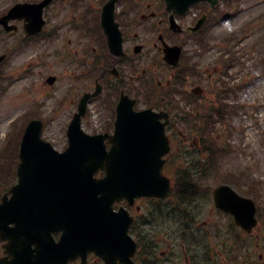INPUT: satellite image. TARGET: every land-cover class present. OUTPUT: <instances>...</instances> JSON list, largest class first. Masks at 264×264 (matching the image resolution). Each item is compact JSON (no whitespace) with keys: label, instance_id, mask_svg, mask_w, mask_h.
<instances>
[{"label":"flooded vegetation","instance_id":"obj_1","mask_svg":"<svg viewBox=\"0 0 264 264\" xmlns=\"http://www.w3.org/2000/svg\"><path fill=\"white\" fill-rule=\"evenodd\" d=\"M26 1L35 2L36 0ZM146 3L144 0H121L118 3L117 21L121 28L123 47L126 51V55L122 57L111 54L108 39L100 19L101 0H96V5H94L95 3L92 4L91 0H52L44 9L45 24L43 29L32 35H28L25 31L24 20H12L11 23L17 26V30L9 33V48L14 50L21 42V46L24 45L23 51L29 50L30 53L35 51L27 57V60H29L28 66L44 68L47 66L48 59L56 60L63 56L70 58L74 71L67 75L75 76L78 74L83 82H87L84 92L90 89V84L91 92L100 84L103 88V94L100 96H106L104 100L108 101L110 106L114 103L116 106L119 96L122 93H126L137 100L135 109L139 111L141 110L139 101L144 96V86L150 87L153 82H156L157 86L160 87L163 83L159 79L163 68L153 66L145 69L142 59V53L148 48L157 53L159 58L161 57L159 52H161L162 48L159 40L163 39L171 45H181L183 47L182 57L186 61L188 60L186 81L192 83L193 80H196L199 82L202 78L198 70H195L194 73L191 72L196 63H193L194 55L190 51L189 45H185V40L183 39V37H191V31L178 34L172 32L168 29L167 15L163 7L157 2ZM91 10H94L97 16V24L91 19ZM189 17V14H187L178 18V20L185 27L194 26L197 17H192L191 20H189ZM145 24L149 25L144 27ZM205 28L206 26H203L197 35L203 33ZM158 29L161 32L155 39L153 36ZM145 38L147 40H144ZM139 45L144 48L140 54H136L135 48ZM173 75L176 74L173 73ZM170 85L171 82L169 81ZM155 90L157 91L151 93V96H164L162 89L157 88ZM104 92L108 93L109 96ZM161 99L163 100L164 98L161 97ZM155 110H164L169 113L168 127L172 128L175 119L173 112L165 108H156ZM115 119L116 109L110 108L109 113L101 120L102 124L99 131L113 133ZM94 132V123L92 122L91 133ZM107 145H111L109 141H107ZM175 226L176 224L171 221L163 223L162 228L156 233L157 236L152 239L153 244H169L172 239H168L164 235L168 232H175ZM190 233L194 239H204L205 241L208 230L206 227H196ZM54 238L58 240L59 236L55 235ZM16 240L15 236H3L0 234V264H63L62 260L61 262H58V260L48 262L46 253L42 254L36 251L39 249L37 245L29 247L30 250L35 252H15L16 247L12 245L13 243L15 244ZM17 249L23 250L22 245H19ZM170 251V246H168L167 253L158 250V253H154V255L156 257L165 256ZM184 254L185 261L180 264H185V262L186 264H198V261L199 264H206L203 249L198 251V261L190 260L185 251ZM171 263L179 264L174 261H171ZM70 264L103 263L92 260L91 255H88L84 262L82 257H78L71 261Z\"/></svg>","mask_w":264,"mask_h":264},{"label":"water","instance_id":"obj_2","mask_svg":"<svg viewBox=\"0 0 264 264\" xmlns=\"http://www.w3.org/2000/svg\"><path fill=\"white\" fill-rule=\"evenodd\" d=\"M6 19L7 17L2 18L0 22L6 23ZM110 34L114 39L112 31ZM87 98L88 96L84 98L83 105ZM41 128L40 121H33L23 136L20 182L12 189L16 205L20 208L27 204V197L33 198L35 200L31 212L42 214L43 207L38 199L44 197L52 182L62 184L61 195L65 201L86 213L91 212V229L97 235L93 237L99 251L109 261L121 258L120 254L122 250L125 251V243L128 241L124 235L126 229H123L126 227V217L123 211L113 212L114 200H119L123 195L133 197L140 193L165 196L169 193L168 182L159 172L162 164L160 157L168 150L163 126L150 122L132 132L127 129L135 140L120 137L119 127L118 137L114 139L115 145L107 152L105 146L99 143L104 136L91 137L83 133L76 118L69 130L70 147L64 153L56 152L41 139ZM99 168H105L106 177L97 179L93 176ZM231 193L234 194L228 188L217 189V205L233 211L244 226H249L251 221L246 223L248 215L243 212L245 209L236 205L242 201L236 199L238 201L231 203L220 202L223 195L232 196ZM231 205L235 206L230 207ZM18 212L13 205L5 206L0 210V221L17 219ZM250 219L253 220L252 208ZM92 245L94 243L91 242Z\"/></svg>","mask_w":264,"mask_h":264},{"label":"rangeland","instance_id":"obj_3","mask_svg":"<svg viewBox=\"0 0 264 264\" xmlns=\"http://www.w3.org/2000/svg\"><path fill=\"white\" fill-rule=\"evenodd\" d=\"M10 1L12 0H0V9L7 6ZM225 7L224 4L222 8ZM237 9H241L239 15H236L237 17L232 16V19L230 18V20L224 22L220 20L221 30H225L224 33L227 35H235L234 41L227 45L229 50L234 52V61L225 80L229 86L241 81L256 84L258 82L257 76L261 75V81L263 82L254 92L246 93L247 96L240 95L239 89L236 90L235 97L231 96L234 104L241 103L243 107L236 113L225 116L222 123H218L222 133L218 143L220 145L228 143L234 149H242L243 151L235 152V154L232 152L223 159V165L219 171L212 172L213 175L210 178L203 179V181L206 182L205 188L213 189L223 180L225 171L229 169L232 171L234 169L247 170L250 179H259L262 182L261 199L264 203V0H236L228 10L233 12ZM2 48L0 42V50ZM33 52L19 57L14 66H21L25 62L24 59ZM217 55L216 52L211 55L207 53L206 58L203 60L205 65L210 66V73L216 70L214 72L216 76L222 70L221 65H215L214 63ZM47 67L50 69L48 71H53L54 74H63V78L57 81L55 88H44L41 75L37 73L33 76H23L18 79L22 74V71H20L15 74V79H11L10 76L11 74L14 75V70L6 68L5 71L8 75H5L6 77L0 81V88H4L3 93L0 95L1 143L5 140L13 118L28 110L33 103H37L36 107L39 110L41 109L43 116H47L50 111L56 109V116L50 119L44 135L58 147L64 142L65 125L73 108L71 103H63L62 101V98L66 97L63 95L68 84L66 77L68 66L54 60ZM256 79L257 81H255ZM44 89L50 90L51 96H46L47 91H44ZM38 101L41 103V107ZM94 114L97 119L104 117V112L101 110ZM197 202L201 207L200 209H205L207 216L204 223L207 222V219L210 220L213 217V220L219 225L228 224L227 217L216 214L214 206V210L212 209V198L210 199L208 193ZM195 207L198 206L195 205ZM198 212L200 213V210Z\"/></svg>","mask_w":264,"mask_h":264},{"label":"trees","instance_id":"obj_4","mask_svg":"<svg viewBox=\"0 0 264 264\" xmlns=\"http://www.w3.org/2000/svg\"><path fill=\"white\" fill-rule=\"evenodd\" d=\"M22 130H23V129H21V128L19 127L18 123L15 124V126H14V128H13V131L11 132V142H17V141L19 140L20 135H21V133H22ZM15 149H17V148H16V147L14 148L13 145H10V147H9V151H11V150H15ZM13 152H14V151H13ZM9 155H10V154H8V153L6 154V156H8V157H9ZM184 172H185V174L188 173L187 170H185ZM184 188H186V186H185ZM188 190H189V189H188ZM192 190H193V189H192Z\"/></svg>","mask_w":264,"mask_h":264}]
</instances>
